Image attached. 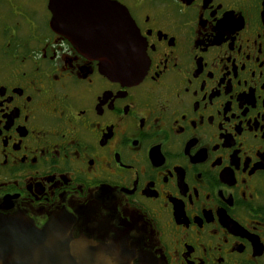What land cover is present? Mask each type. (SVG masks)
Listing matches in <instances>:
<instances>
[{
    "label": "flooded vegetation",
    "instance_id": "af4514ba",
    "mask_svg": "<svg viewBox=\"0 0 264 264\" xmlns=\"http://www.w3.org/2000/svg\"><path fill=\"white\" fill-rule=\"evenodd\" d=\"M53 1L0 0V215L135 264H264V0H108L147 57L133 82L70 38L82 0L56 26Z\"/></svg>",
    "mask_w": 264,
    "mask_h": 264
},
{
    "label": "water",
    "instance_id": "95a60500",
    "mask_svg": "<svg viewBox=\"0 0 264 264\" xmlns=\"http://www.w3.org/2000/svg\"><path fill=\"white\" fill-rule=\"evenodd\" d=\"M53 2L56 26L60 15L56 1ZM81 3L88 10L80 9V19L84 11L88 22L80 28L83 32L80 37L71 35L70 38L86 55L98 61L108 77L122 82L142 78L148 62L131 17L108 0H82ZM97 10L102 13L97 15ZM82 24L80 21L74 26ZM101 24L106 25V30L97 34V26ZM0 264L135 263L131 250L114 242L75 239L69 231L58 227L56 219L40 230L28 217L0 215Z\"/></svg>",
    "mask_w": 264,
    "mask_h": 264
}]
</instances>
